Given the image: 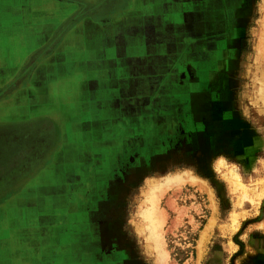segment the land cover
<instances>
[{"label":"crops","instance_id":"0c3cea01","mask_svg":"<svg viewBox=\"0 0 264 264\" xmlns=\"http://www.w3.org/2000/svg\"><path fill=\"white\" fill-rule=\"evenodd\" d=\"M70 1L0 0V136L37 138L25 165L0 182V264H92L70 226L111 177L117 145L132 138L134 105L161 113L166 98L180 97L186 67L205 75L236 45L250 8L117 0L122 9L103 11L112 19L64 27L76 12Z\"/></svg>","mask_w":264,"mask_h":264},{"label":"rangeland","instance_id":"374dc122","mask_svg":"<svg viewBox=\"0 0 264 264\" xmlns=\"http://www.w3.org/2000/svg\"><path fill=\"white\" fill-rule=\"evenodd\" d=\"M120 2L64 3L76 10L64 27L108 21L103 11ZM247 5L244 34L207 74L186 67L161 113L134 105L132 138L70 226L92 264H264V0ZM4 131L0 182L37 140Z\"/></svg>","mask_w":264,"mask_h":264},{"label":"bare ground","instance_id":"6f19581e","mask_svg":"<svg viewBox=\"0 0 264 264\" xmlns=\"http://www.w3.org/2000/svg\"><path fill=\"white\" fill-rule=\"evenodd\" d=\"M156 240V239H155Z\"/></svg>","mask_w":264,"mask_h":264}]
</instances>
